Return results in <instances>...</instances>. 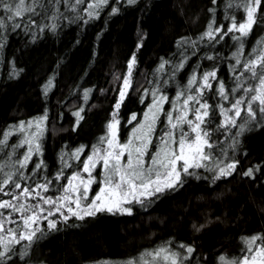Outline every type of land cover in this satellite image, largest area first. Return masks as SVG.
Returning a JSON list of instances; mask_svg holds the SVG:
<instances>
[{"label":"snow or ice","instance_id":"6c2138e0","mask_svg":"<svg viewBox=\"0 0 264 264\" xmlns=\"http://www.w3.org/2000/svg\"><path fill=\"white\" fill-rule=\"evenodd\" d=\"M208 3L206 27L194 36H180L175 51L160 56L150 75L141 76L139 54L149 37L143 21L155 9L153 0H0V65L7 81L27 72L9 52L13 36L24 37L23 51L72 26L86 32L97 21L106 27L129 9L139 12L134 49L123 67L112 65L104 86H85L87 73L73 76L72 62L58 56L34 73L45 102L42 113L0 128V264H88L75 245L53 258L43 241L68 229L90 230L102 217H135L200 183L226 209L232 189L217 191L221 183L264 190V158L252 162L247 147L253 135L264 136V39L245 51L254 29L264 32V0H228L223 21L217 19L218 0ZM224 65L227 77L220 75ZM56 90L61 92L57 121L69 113L73 133L95 108V93L110 107L96 142H65L53 169L45 157L46 139L50 131L69 130L50 122L47 105ZM132 93L143 106L138 110L128 109ZM122 120L131 126L123 140ZM249 199L255 200L253 192ZM180 207L176 223L189 230V238L171 236L138 256L102 264H264V227L240 235L236 254L205 251L197 243L200 234L240 218L227 210L216 214L211 205L193 213L190 201ZM257 208L264 219V196Z\"/></svg>","mask_w":264,"mask_h":264},{"label":"trees","instance_id":"16d2710c","mask_svg":"<svg viewBox=\"0 0 264 264\" xmlns=\"http://www.w3.org/2000/svg\"><path fill=\"white\" fill-rule=\"evenodd\" d=\"M153 3L155 9L152 15L143 21L149 37L139 54L141 76L150 75L160 56H167L175 51V41L180 36H194L201 32L209 18L206 12L207 7L210 6L208 0H153ZM226 3L228 0H218V21H223V6ZM181 7L184 8L183 13L180 10ZM236 14L239 18L242 15V9ZM138 16V11L129 9L125 14L113 17L106 27L103 20L95 22L87 28L86 32H81L76 26H72L63 30L59 37L55 39L49 37L38 47L23 51L24 37L13 36L9 52L10 54L14 52L18 56L20 66L26 67L27 72L19 80L7 81L6 69L0 65V128H3L6 123L42 113L45 102L40 95L38 78L34 73L41 64L48 67L49 64L54 63L58 56L66 55L72 62L75 69L73 76L77 72L80 75L87 73L83 81L85 86L97 84L104 86V77L109 73L112 65L115 63L123 67L124 61L134 49ZM77 39L80 40L79 44L76 43ZM257 39H264V32L254 29L253 35L245 44L246 53L255 46ZM228 44H232L230 39ZM94 51L95 57L92 55ZM227 54L225 50V55ZM220 75L227 77L226 65L222 66ZM60 87L64 88V94L67 95V88L63 82ZM172 94L174 92L170 93ZM60 95L61 92L56 90L55 95L48 102L50 122L57 124V127L62 124L69 130L58 131L55 134L50 131L46 139L45 157L53 169L57 153L65 142L69 145L96 142L97 137L103 132L105 117L110 107L109 100L95 93L99 96L98 100L91 102L95 103V108L88 111L86 122L77 133H73L70 130L72 118L69 113L65 114L63 121L59 123L57 121V114L60 111L57 99ZM136 95L132 93L133 102L128 104L130 110L143 107L136 101ZM122 125L121 139L123 140L127 138L128 129L131 126L125 124L123 120ZM247 147L251 153L252 162L264 158V136L253 135L247 141ZM204 187L203 183H200L198 187L194 185L193 189L185 191L183 195L177 194L176 199L166 200L147 211H140L135 217H102L90 230L68 229L53 234L43 241L44 250L56 258L62 253H69L71 246L75 245L88 264L93 262L102 264L105 260L119 262L130 256H138L140 251L152 249L171 236L190 237L189 230L176 223L177 214L181 211L180 206L187 208L190 201L193 213H202L211 205L210 210L216 214L227 210L230 216L240 218L234 223L214 224L197 237L199 247L205 251L218 249L221 252L227 250L229 253L236 254L242 246L240 235L254 233L264 227V219L261 218L257 208L260 198L264 196V190L249 189L247 185L238 182L227 186L221 183L217 191L232 189L229 194L231 202L226 209L224 203L215 200V193L205 192ZM93 189L98 190L96 185H93ZM250 192L255 194V200L249 199ZM201 197L203 199H200ZM242 201L247 202L241 203ZM164 218H167V222L161 224L160 221Z\"/></svg>","mask_w":264,"mask_h":264}]
</instances>
